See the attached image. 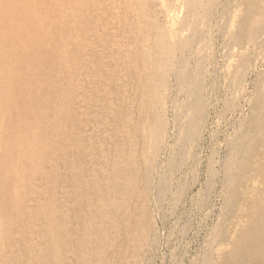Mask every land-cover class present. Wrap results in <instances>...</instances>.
Returning a JSON list of instances; mask_svg holds the SVG:
<instances>
[{
	"label": "bare ground",
	"instance_id": "1",
	"mask_svg": "<svg viewBox=\"0 0 264 264\" xmlns=\"http://www.w3.org/2000/svg\"><path fill=\"white\" fill-rule=\"evenodd\" d=\"M66 2L63 19L72 26L69 42L80 48L71 61L68 47L58 46L51 30L40 29L50 60L22 82L25 108L1 153L6 157L0 160V264L145 262L159 244L150 212L162 210L171 181L177 182L171 180L174 171L185 166L193 146H200L207 115L201 94L219 63L230 72L234 68L241 80L223 87L232 106L226 112L228 138L217 150L210 173L222 186L214 192L222 206L207 253L214 256L222 243L218 240L234 223L242 230L215 264H264V152L262 164L246 171L255 140L264 141V0H229V11L219 0ZM221 14L226 15V29H221ZM152 16L159 23L153 34L148 25ZM220 29H225V38ZM210 37L220 39L225 48L217 58L209 52ZM27 43L22 42L21 50ZM192 164L185 176L194 171ZM44 174H53L55 187L29 204L51 210L28 222L33 234L26 252L25 244L17 241L22 236L19 225L9 219L13 207L19 204L20 209L19 199L14 200L22 195L21 179L33 185L41 177L38 184L44 187ZM8 175L11 184H6ZM178 184L174 200L186 189ZM30 206L26 209L32 210Z\"/></svg>",
	"mask_w": 264,
	"mask_h": 264
},
{
	"label": "rangeland",
	"instance_id": "2",
	"mask_svg": "<svg viewBox=\"0 0 264 264\" xmlns=\"http://www.w3.org/2000/svg\"><path fill=\"white\" fill-rule=\"evenodd\" d=\"M39 1H41V2L39 3ZM66 1L67 0H56V1L55 0H0V78L3 77L0 79V107H1L0 112L2 111L1 112L2 114L0 113L1 114L0 115V126L2 125V130L0 129V131H2V132H0V134L2 133L1 135L5 136V137L4 136L1 137V135H0V141L2 142V143L0 142L2 144V145L0 144V160H4L6 157V156L5 157L1 156L2 150H4V147L7 145L8 141H6V140L13 138V135H15L14 134L15 129L19 123L17 121H19V117H21V113L24 111L23 108H25L24 104H23L24 103V96H23L24 94L22 92L23 91L22 82L25 79H27V77H29L28 79H32V75H34V77H35V73L38 72V70L40 68H44L45 66L47 67L48 66L47 64L49 63V60H50L48 50H47V46H46L47 45L46 38L43 36L45 32L42 33L40 31V29L42 28L44 31H47V32H49V30H51L55 34L58 46L68 47L67 53H68L71 61H72L73 56L76 55L78 49L80 48V45H77V44L75 45V43L69 42V39L71 36V32H70L71 29L70 28H72V26H71V24L66 22L65 18L63 19V16H64V8L63 7H65V5L67 3ZM219 1L224 6L225 11L230 10L229 8L231 7V2H229V0H219ZM2 2H3V5H2ZM29 2H31L33 5ZM217 3H219V2H217ZM62 4H64V5H62ZM7 5H9L10 7L9 6L7 7ZM24 6L25 7L27 6L30 8V11L27 12L28 14L24 11V8H25ZM245 6H247L246 3H245ZM2 10H3V12H2ZM31 12L33 13V15L38 14V13L39 14L33 16ZM223 16L226 17V15H224V14H221L219 16L220 17L219 23L222 26L221 29L225 25L224 24L225 19L223 18ZM153 17L154 16H152V18H150L149 23H148L149 27H150V24L152 25L150 27V30L153 31L152 34L155 33L159 29L158 28L159 23L157 22L156 17H154V18ZM27 19H29V20H27ZM207 19H208L209 25H210V23H211L210 19L211 18L209 19V17H207ZM52 24H54L53 27H52ZM44 26H46V27H44ZM224 28L226 29V26ZM224 30L223 31L221 30V32H223L222 38H225L224 37V35H225ZM37 31L39 34H37ZM11 32H12V34H11ZM33 32H34V34H33ZM24 36L26 37V40H25ZM43 38H44L45 48H42V44H41L43 42L42 41ZM28 39H30V40H28ZM210 40H211V42H210ZM243 40L244 39L242 38V41ZM27 41H28V43H27ZM22 42L27 43V47L25 49L21 50L20 45L22 44ZM66 42H68L69 44H67ZM177 42L178 43L180 42L179 38L177 39ZM31 43H32V45H31ZM178 43H176V45H180ZM1 44H3V45H1ZM209 44L211 47V49H210L211 51H209V52L211 54H213L212 56L215 55L214 57H216V58L220 54L221 48L223 49V51L225 49L221 45L222 41L220 39H216V38L213 39V37L212 38L210 37L209 38ZM219 44H220V47H219ZM34 47H36V48H34ZM7 49H9V51ZM11 49H13V51ZM242 50H243V48H242ZM242 50H241V52L243 53ZM15 51H16V53H15ZM44 52H46V53H44ZM263 53H264V51H263ZM42 54H44V55H42ZM68 55L65 54V56H63L61 59L63 61H65ZM9 57H10V59H9ZM36 57H37V59H36ZM24 62H25V64H24ZM26 63H29V65ZM73 63L74 62L68 61V63H66V64H68L69 66H74ZM219 66L217 67L215 72L213 70H211V72L214 73L215 77H212L211 79H209L210 82L205 83L209 86H207V85L204 86L202 94L205 95V93H206V95L203 96L201 94V97L203 98L204 102H206V104H207V106H205L206 111H207L206 112L207 115H206V119H205L206 122L204 123L203 131L201 133L204 137L202 135H200V146L195 145L190 149L191 151L190 150L188 151V155L185 157V164L183 163V166L185 165L187 168L184 166V167H181L180 170L176 169L174 171L175 174L173 173L174 175L171 178V180H173V178H175L177 182H175L173 180V182H174L173 183L171 181L172 186L171 185H170L171 187L169 186L170 187V190H169L170 193L168 192V194H166L164 196L162 207H161L162 210L161 211L157 210V212H156V210L153 211V209H152L151 211H153V213L155 215H153L152 212H150V215H151V216H149L150 220H153L156 218L153 221L154 222L153 226H154V229L156 231L159 244L157 245V248H156V250L153 251V253L145 256L147 260L145 259L146 261L142 262V264H151L152 262H153L152 264H204V262H205V264H215L217 259H219L222 255H224L225 251H227L226 246H231V247L233 246V244L237 238L236 236H238V234L240 233V230H242V228L239 227L238 224L233 223V225L232 224L228 225L227 230L225 231L224 237H222V239L218 240V241L222 242L221 243L222 245L220 244L216 248L217 252H215L214 256H212V252H210L209 254L207 253V252H209V250L211 251V244H212L211 237L213 234L212 233L213 232L212 227H214L215 224L217 223L216 219L219 218V215H218L220 212L219 208L222 206L221 200L219 198H217V199L214 198V194H215L214 192H216L219 189L221 190L222 186L220 187L219 185H217V181H218L217 179L218 178H215V177L213 178V176L210 175V173H211V169H213L214 162L217 161V156H218L217 150H219V148H221L222 145H224L223 143H225L224 142L225 139L228 138L227 137L228 134L225 131L226 130L225 124L227 121V113L226 112H228L229 108L232 106V101H230L232 99H231V97L227 96L224 93L223 87L225 85L235 86V84L237 82H239V80H241L240 76L236 74L237 71L235 72L236 75H234V72H233V71H235V70H233L234 68H232V70L230 72V68H228L227 65L225 66V64L222 65L221 63H219ZM37 68H39V69H37ZM29 70H31V71H29ZM10 71H11V73H10ZM30 72H32V73H30ZM70 72H69V74H70ZM221 72H223V76H222ZM225 72H226V74H225ZM1 73L2 74L4 73V74L2 75ZM224 74L226 76H224ZM23 76H24V78H23ZM216 76H219L220 78L219 77L217 78ZM236 76H238V77H236ZM34 77H33V79H34ZM232 77L235 80H233ZM13 79L16 81H14ZM229 79H231V81ZM17 81H18V83H17ZM233 82H235V84L232 85ZM205 89L207 90V92H205ZM62 90L65 91L66 93L68 92L66 90V87H63ZM16 94H17V96H16ZM9 95H11V96H9ZM206 96H207V98H205ZM207 99H208V101H207ZM5 104H7L8 107H6ZM207 108H208V110H207ZM8 120H10V121H8ZM167 120H170V118ZM6 121H8V123ZM2 123L3 124L7 123V124L3 125ZM13 123H14V125H13ZM10 124H11V127H10ZM12 126H14V127H12ZM3 137H4V139H2ZM258 140H260V141H258ZM258 140H255V148L253 149V156H252L251 160L248 161V166H247L248 170H246V168H245L246 171L255 170V168H257L263 162L262 158H263V152H264L263 151L264 141H262L261 139H258ZM258 147H260V150ZM1 148H3V149H1ZM255 150L256 151L258 150L259 153H257ZM254 156H258L256 162L253 161ZM195 157L197 158V160ZM192 163H194L196 169L194 168V171L190 172L188 175L185 176L184 172L187 171L186 169H188ZM197 165H199L200 167ZM191 170H193V169H191ZM155 176H153V178ZM183 176H184V179H186L187 181L186 180L184 181V179H182ZM8 177H9V175L7 176L6 184H11L12 183L11 181L13 180V178L12 177L8 178ZM51 177L53 178V174H51ZM43 178L46 182L45 183L46 186L44 185V187L42 185L38 184L40 181H42L41 177H39L38 182L34 183L33 185L31 184L32 180L21 179V184H22L21 194L22 195L19 198L15 197V200H14V202H15L16 199H19L20 209H18L19 204H18V208L13 207V211H14V212L12 211L13 217H11L9 219V221H10L13 218V220L15 222L14 226L16 225V223H17V225H19V229H17V230H20L19 232H21L22 236L17 237V241L22 243V244H25V247H24L25 250L24 251H26V252L29 251V249H28L29 248V241L32 238L31 234H33L32 229L30 230V228L28 227V222L30 220H33V219L42 218L43 215L46 217L47 212L50 209V208L46 209V207H45V208H43L42 211H39V210L33 209V207L30 206V204H29L30 199L32 200V199L37 198V197L41 198L42 194L47 195L50 190L54 189L55 178L54 179L49 178L48 175H46V174H44L42 176V179ZM154 179H157V177H155ZM178 183L186 184V187H185L186 189H185V191L182 192L183 194L182 193L180 194L182 198L179 195L178 198L176 200H174L175 199L174 197L177 196L175 194H176V190H177L176 187H178V185H179ZM27 185L30 188L27 187ZM245 185H247V184H245ZM5 191H6V188H5L4 192ZM198 199L201 202L198 201ZM235 200L238 202L240 201V196L238 194L235 197ZM215 201H216V205H214ZM241 203H244V202L241 201ZM10 204H11V202H10ZM29 206L31 207L32 210L26 209ZM164 206H166V207H164ZM212 209L216 210V211H213ZM16 215H18V216H16ZM26 224H27V228H25ZM44 232H46V230ZM120 245H121V240L119 241L117 246L120 247ZM220 249H222V250H220ZM46 251L49 254L51 253V251L49 249ZM218 252H220V253L218 254ZM206 253L208 254L207 255L208 259L206 258ZM141 257H142V255H141ZM203 257H205L206 260L203 261L202 260ZM80 264H84V263L81 262Z\"/></svg>",
	"mask_w": 264,
	"mask_h": 264
}]
</instances>
